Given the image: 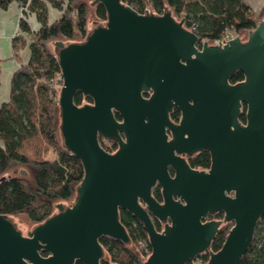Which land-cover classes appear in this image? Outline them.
<instances>
[{
  "label": "water",
  "instance_id": "water-1",
  "mask_svg": "<svg viewBox=\"0 0 264 264\" xmlns=\"http://www.w3.org/2000/svg\"><path fill=\"white\" fill-rule=\"evenodd\" d=\"M83 1L101 4L105 21L88 9L84 39L45 43L62 80L54 109L58 144L79 159L83 176L73 197L52 201L40 222L24 213L0 214V264H100L106 257L102 236L133 248L121 209L147 233L151 253L142 264H185L205 251V264H238L264 213V16L245 38L203 41L199 48L198 35L165 4L156 14L150 8L139 13L122 0ZM236 71L244 79L230 83ZM77 92L92 103L77 105ZM243 103L245 123L239 120ZM173 108L181 111L179 124L169 119ZM99 135L118 149L105 151ZM200 150L211 155L208 170L186 163ZM10 177L30 182L29 170L16 164L0 182ZM155 184L162 204L152 196ZM218 211L223 220L203 222ZM226 221L233 225L212 252Z\"/></svg>",
  "mask_w": 264,
  "mask_h": 264
},
{
  "label": "trees",
  "instance_id": "trees-1",
  "mask_svg": "<svg viewBox=\"0 0 264 264\" xmlns=\"http://www.w3.org/2000/svg\"><path fill=\"white\" fill-rule=\"evenodd\" d=\"M61 13L58 19L49 22L47 7L42 0H0V7L6 8L11 2H17L21 8L22 18L19 19V30L32 34L29 44L30 58L26 64L17 69L10 84V94L7 102L0 105V175L12 162L34 167L31 187L20 177H10L0 182V214H16L26 211L33 223L49 216L52 201L68 200L73 195V187L83 176L82 165L77 157L62 150L58 144L55 123V107L58 100V89L54 80L60 69L56 57L51 54L45 43L57 38L71 40L73 35L84 38L86 35V15L88 5L85 2L73 4L67 0L62 7L60 0H47ZM139 13L150 10L156 14L164 12V4L179 19L183 17L187 28L201 39L214 41L221 37L229 28L240 34L252 29L264 16V4L258 13L252 12L244 0H122ZM35 13L39 28L31 31L25 17ZM95 17L105 21L106 11L97 4L93 11ZM24 39L15 38L13 45L17 47ZM244 79L242 72L236 71L229 79L236 83ZM82 100L91 102L88 96L77 92L74 102L81 105ZM247 106L243 103L239 120L246 121ZM173 116L178 115L174 109ZM54 151L56 157L48 158ZM197 166L209 167V156H202L195 161ZM119 220L125 227L131 249L123 242L102 236L99 243L106 257L100 264H142L141 258L151 253L147 233L132 214L125 210L119 211ZM233 223L221 227L210 244V251L216 252ZM157 230L158 227H156ZM144 243V250L137 248ZM46 253L41 252L44 256ZM209 252L198 254L202 264L208 260ZM147 258V257H146ZM74 264H82L76 260ZM185 264H191V260ZM238 264H264V213L259 218L253 235V241Z\"/></svg>",
  "mask_w": 264,
  "mask_h": 264
},
{
  "label": "crops",
  "instance_id": "crops-1",
  "mask_svg": "<svg viewBox=\"0 0 264 264\" xmlns=\"http://www.w3.org/2000/svg\"><path fill=\"white\" fill-rule=\"evenodd\" d=\"M42 1L47 7L48 21L56 20L60 16V11L47 0ZM244 2L254 13H258L264 4V0H244ZM19 7L16 2H11L6 8L0 7V105L9 99L14 72L28 62L31 54L29 44L33 36L19 30ZM25 20L31 31H36L40 26L33 12L28 13ZM18 37L24 39V42L15 47L13 42Z\"/></svg>",
  "mask_w": 264,
  "mask_h": 264
},
{
  "label": "flooded vegetation",
  "instance_id": "flooded-vegetation-1",
  "mask_svg": "<svg viewBox=\"0 0 264 264\" xmlns=\"http://www.w3.org/2000/svg\"><path fill=\"white\" fill-rule=\"evenodd\" d=\"M200 46H201V43H199V48H200ZM61 82H62V80H61ZM144 96H148V93L147 94H143ZM90 98V97H89ZM91 99V98H90ZM86 103H89V104H91L92 103V99H91V102H86ZM174 109H176V108H173V110L169 113V119H170V121H172L173 123H176V124H179V120L181 119V111L178 109V115L176 116V117H174L173 116V111H174ZM114 117H115V119L118 121V122H120L121 121V118H120V116L117 114V113H114ZM165 132H166V135H167V139L169 140V139H172V134H171V132H170V129H168V128H166V130H165ZM98 140H99V144H100V146L105 150V151H107L108 153H112V152H115L116 151V149H118V143L115 141V140H112V139H108V138H105V137H103V136H101V135H99V137H98ZM175 155H179L178 153H175ZM186 155V153H180V156L181 157H184ZM202 156H209V162H210V164H211V155H210V153H209V151L208 150H200L199 152H197L196 154H194V156L193 157H191V156H186V163L188 164V166L191 168V169H197V168H201V169H206V170H208L209 169V167H210V165H209V167H202V166H197L196 165V163H195V161L196 160H198V159H200V157H202ZM167 171H168V173H169V175L171 176V177H174L175 176V170L171 167V166H168V168H167ZM161 186L159 185V184H155L154 186H153V188H152V191H151V193H152V196L155 198V200L157 201V202H159L160 204H162L163 203V197H162V192H161ZM174 197V199H176V197L175 196H173ZM122 210V209H121ZM120 211V210H119ZM149 216H150V218H151V220H152V223H153V225H154V227H155V229H156V227H158V229L159 230H157V231H162V224L160 223V221H159V219L155 216V215H153L151 212H149ZM135 218V217H134ZM223 218H224V214H223V212L222 211H218V212H216V213H214V214H208L207 215V217H205L204 219H203V222H206V221H211V220H223ZM136 219V218H135ZM166 223L167 224H170V221H169V219H167L166 220ZM228 223H232V222H227L226 221V223L225 224H223V225H221L220 227H219V231H220V229H221V227H223V226H225L226 224H228ZM142 225V224H141ZM23 234V233H22ZM24 235V234H23ZM29 235V234H28ZM25 236H27V235H25ZM44 256H47V254H45ZM197 257V256H196Z\"/></svg>",
  "mask_w": 264,
  "mask_h": 264
},
{
  "label": "rangeland",
  "instance_id": "rangeland-1",
  "mask_svg": "<svg viewBox=\"0 0 264 264\" xmlns=\"http://www.w3.org/2000/svg\"><path fill=\"white\" fill-rule=\"evenodd\" d=\"M60 1H62V7L63 8H65L66 7V2H67V0H60ZM79 2H84L83 0H73V4H77V3H79ZM17 3V2H16ZM18 4V3H17ZM89 7V9H91L92 11H94V8L93 7H90V6H88ZM61 13V12H60ZM20 14H21V8L19 7V17H20ZM93 15H94V13H93ZM94 17H95V15H94ZM96 18V17H95ZM177 19H179L178 17H176ZM58 19V18H57ZM97 19V18H96ZM102 21V20H101ZM52 22V21H51ZM241 36H243V38H245V36H246V32H243L242 33V35ZM75 37H77V38H79L80 40H82V39H84V38H80L79 36H75ZM58 39V38H57ZM60 39H62V38H60ZM65 40V39H64ZM51 41H53V40H51ZM45 46H46V44H45ZM47 48V47H46ZM48 50V49H47ZM61 84H62V82H61ZM61 84H59L58 85V90L60 89V87H61ZM56 87V86H55ZM56 157V154H55V152L54 151H51V152H49V154H48V158L49 159H53V158H55ZM14 164H16V165H20V166H23V167H25V168H27L28 170H29V172H30V182H28L25 178H22V179H24L31 187H33L34 188V182H33V175H34V167H32L31 165H26V164H21V163H19V162H12L11 164H10V166H9V168L11 167V166H13ZM8 168V169H9ZM7 169V170H8ZM21 178V177H20ZM72 197H73V195H72ZM71 197V198H72ZM70 198V199H71ZM70 199H68V200H70ZM59 200V199H58ZM58 200H55V201H58ZM25 214L26 216H27V218H28V215H27V213H26V211H21V212H19V213H16V214H11V216H18V215H21V214ZM28 220H29V218H28ZM29 222H32V221H30L29 220ZM29 230H26L25 231V233H23L24 235H28L29 234ZM144 243L142 242L139 246H138V250L139 251H143L144 250ZM147 257V256H146ZM146 257L144 258V260H146ZM191 264H202V262H201V260L199 259V258H194V259H192L191 260Z\"/></svg>",
  "mask_w": 264,
  "mask_h": 264
},
{
  "label": "built area",
  "instance_id": "built-area-1",
  "mask_svg": "<svg viewBox=\"0 0 264 264\" xmlns=\"http://www.w3.org/2000/svg\"><path fill=\"white\" fill-rule=\"evenodd\" d=\"M20 18H22V13H21V15H20ZM190 29H192V30L194 31L193 27L190 28ZM232 35H233V36L239 35L240 37L243 38V36H241L242 33L237 34V33H235L233 30L227 28V29H225L224 32L221 34V37H220L219 39L214 40V41H208V40H206V39H201V40H200V43H202L203 41H208L209 43H219L220 45H223V44H225L229 39L233 38ZM59 84H61V78H60V76L58 75V76L55 78V80H54V86H56V88H58V85H59Z\"/></svg>",
  "mask_w": 264,
  "mask_h": 264
}]
</instances>
